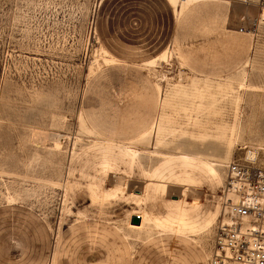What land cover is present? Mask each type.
Masks as SVG:
<instances>
[{"label":"rangeland","instance_id":"1","mask_svg":"<svg viewBox=\"0 0 264 264\" xmlns=\"http://www.w3.org/2000/svg\"><path fill=\"white\" fill-rule=\"evenodd\" d=\"M203 4L0 0V264H208L226 166L264 167V5ZM176 203L217 213L162 234Z\"/></svg>","mask_w":264,"mask_h":264},{"label":"built area","instance_id":"2","mask_svg":"<svg viewBox=\"0 0 264 264\" xmlns=\"http://www.w3.org/2000/svg\"><path fill=\"white\" fill-rule=\"evenodd\" d=\"M224 185L228 219L218 225L208 264H264V167L234 159Z\"/></svg>","mask_w":264,"mask_h":264},{"label":"bare ground","instance_id":"3","mask_svg":"<svg viewBox=\"0 0 264 264\" xmlns=\"http://www.w3.org/2000/svg\"><path fill=\"white\" fill-rule=\"evenodd\" d=\"M192 1L194 0H168V2L174 7L175 13L178 16L182 14V12L188 7V5ZM254 1H257V0H254ZM261 19L264 21V8L261 10ZM103 50L101 49V51ZM103 55H105V52ZM108 56H109V53H108ZM103 58H104V63L106 64L114 63L112 62L113 61V59H111L112 57L110 58L103 57ZM166 58H167V52H164L159 56V58L157 57L155 59H151L147 61L146 64L148 66H153L157 62V59H161L164 61V60H167ZM49 137L50 139H53L54 141H56V144L59 145L61 144V140H62L61 137L63 136H61V134L59 135L57 133H51ZM127 152L128 151H126V153ZM256 157H257V149L250 148L247 151V159L254 161L256 160ZM188 159H191V160H188ZM106 165L109 166V163L107 162ZM182 165H183L182 168H184V170L182 169V171H184L183 172L184 176L180 177L177 183L178 185L183 186V184H185L186 185L185 187H187L188 189V187L198 182V180L188 170L189 168H191L192 171L193 169L200 170L207 177H209L210 180H212L213 182L217 184L222 183L221 175L219 174L217 167L209 161L192 159L191 157H184L182 159ZM225 180H226V174H225ZM225 180H224V183H225ZM160 183H161V189L164 191L175 190V188L173 187V182L161 180ZM196 201H198V199ZM193 209L196 211H199V207L196 208L194 206ZM216 211H217L216 209L213 211H209L208 214H206V217H207L206 219L202 215H195V214H193V216L190 215V212H188L187 208H183L181 204L176 203L173 209L169 211L167 216L157 218V220L155 221L157 222L159 227L163 228V232H178V233L188 234L189 232H195L198 226L202 227L203 224H207L211 222L217 213Z\"/></svg>","mask_w":264,"mask_h":264},{"label":"crops","instance_id":"4","mask_svg":"<svg viewBox=\"0 0 264 264\" xmlns=\"http://www.w3.org/2000/svg\"><path fill=\"white\" fill-rule=\"evenodd\" d=\"M204 0H194V1H192L189 5H188V7L182 12V14L181 15H179V16H183V15H185L190 9L192 10V8H194L193 6H198V7H202L204 4ZM191 7V8H190ZM219 211V210H218ZM169 233H174V234H183V233H178V232H162V234H169ZM184 235H186V234H184Z\"/></svg>","mask_w":264,"mask_h":264},{"label":"water","instance_id":"5","mask_svg":"<svg viewBox=\"0 0 264 264\" xmlns=\"http://www.w3.org/2000/svg\"><path fill=\"white\" fill-rule=\"evenodd\" d=\"M141 220H140V216H134L132 218V223L133 224H140Z\"/></svg>","mask_w":264,"mask_h":264}]
</instances>
